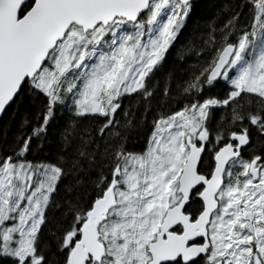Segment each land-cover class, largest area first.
<instances>
[{
    "label": "snow or ice",
    "instance_id": "6c2138e0",
    "mask_svg": "<svg viewBox=\"0 0 264 264\" xmlns=\"http://www.w3.org/2000/svg\"><path fill=\"white\" fill-rule=\"evenodd\" d=\"M196 9L0 0V264H264V0Z\"/></svg>",
    "mask_w": 264,
    "mask_h": 264
},
{
    "label": "trees",
    "instance_id": "16d2710c",
    "mask_svg": "<svg viewBox=\"0 0 264 264\" xmlns=\"http://www.w3.org/2000/svg\"><path fill=\"white\" fill-rule=\"evenodd\" d=\"M223 2L224 0H200L197 2L194 19H199L202 27L205 26L209 19L218 11V6ZM190 29L191 26L189 27V31ZM187 37L188 32H185L184 36L181 37V40L177 43L175 49L171 51L169 56L168 66L175 71L177 77L184 76L185 72H187L197 61L195 52L188 55L183 61L177 57V52L180 50L181 44L186 43ZM185 51H187V48H185ZM47 155V152L43 153L42 158Z\"/></svg>",
    "mask_w": 264,
    "mask_h": 264
},
{
    "label": "water",
    "instance_id": "95a60500",
    "mask_svg": "<svg viewBox=\"0 0 264 264\" xmlns=\"http://www.w3.org/2000/svg\"><path fill=\"white\" fill-rule=\"evenodd\" d=\"M200 0H196V3L199 2Z\"/></svg>",
    "mask_w": 264,
    "mask_h": 264
}]
</instances>
